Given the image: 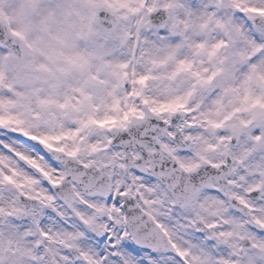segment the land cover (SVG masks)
I'll use <instances>...</instances> for the list:
<instances>
[{
  "label": "snow or ice",
  "instance_id": "1",
  "mask_svg": "<svg viewBox=\"0 0 264 264\" xmlns=\"http://www.w3.org/2000/svg\"><path fill=\"white\" fill-rule=\"evenodd\" d=\"M0 264H264V0H0Z\"/></svg>",
  "mask_w": 264,
  "mask_h": 264
}]
</instances>
